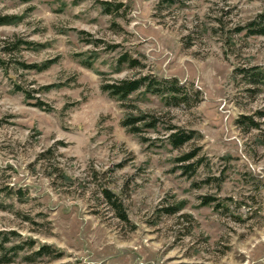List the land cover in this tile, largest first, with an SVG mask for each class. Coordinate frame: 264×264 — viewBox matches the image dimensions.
I'll list each match as a JSON object with an SVG mask.
<instances>
[{
	"label": "rangeland",
	"instance_id": "rangeland-1",
	"mask_svg": "<svg viewBox=\"0 0 264 264\" xmlns=\"http://www.w3.org/2000/svg\"><path fill=\"white\" fill-rule=\"evenodd\" d=\"M102 1L0 0L19 18L0 25V256L264 264V36L247 28L264 0ZM142 77L158 93L102 89ZM140 113L155 127L134 133ZM170 127L194 135L174 149Z\"/></svg>",
	"mask_w": 264,
	"mask_h": 264
},
{
	"label": "trees",
	"instance_id": "trees-1",
	"mask_svg": "<svg viewBox=\"0 0 264 264\" xmlns=\"http://www.w3.org/2000/svg\"><path fill=\"white\" fill-rule=\"evenodd\" d=\"M103 4V7L106 11V13H112V11H118L121 7V1L120 0H104L101 2ZM19 21L18 17L15 16H2L0 17V25H9V24H16ZM248 28V34L252 35V36H264V13L258 15L252 22H250L247 25ZM121 61L124 62H128L129 63V67H136L138 64L136 61L134 60H130L128 58L127 55H123L121 57ZM85 64V62H84ZM49 65H44L42 68L40 66L37 65H27V66H23L26 68H32V69H36V70H41V69H45L46 67H48ZM87 67H90L89 64H86ZM255 76V75H253ZM145 81L147 84H145ZM148 81V82H147ZM154 81L153 80H148V78L146 77H142L139 79H126V80H122L119 82H114V83H110V84H105L102 86V89L106 92H108L112 97H115L119 100H126L131 94H133L134 92H136L137 90L140 89V87L142 85H145L146 90L151 91L152 93H158V89L155 88L156 85L153 84ZM167 85V84H166ZM45 87V88H49ZM168 87V86H167ZM165 86V89L167 90V92H173L176 93L177 91H179L177 88H175V83L171 84L169 88H167ZM152 88V90H150ZM164 89V88H163ZM171 89V90H169ZM173 101H175V96H172ZM182 101V100H181ZM42 103L38 102L36 104V106L38 107H42ZM147 121V122H144ZM139 122H144V126L150 127V128H154L155 127V123H156V119L148 114L145 113H140L138 116L135 117H129L125 122L124 125L128 126L130 125L132 128V132L137 133L138 131H140V128L138 126H134L136 123ZM255 125V124H253ZM194 135L193 131H183V130H177L174 127H170L169 128V134L167 136V142L169 143V145L174 148H180L183 145H185L187 142H189L192 137ZM196 155V152L193 151L189 154L184 155L183 157L179 158V161L184 162V161H189L191 159H193ZM189 168V166H185V169ZM102 195L104 196V198L106 199V201L112 205V207L116 210L118 217L121 220H126V216L123 212L122 209V205L115 199V197L113 196L112 193H110L107 190H103L102 191ZM212 199L210 198H205L204 199V203L207 204L209 202H211ZM181 206L177 207L173 212L177 211L180 209ZM1 233H0V250H3V242L5 241V239H1ZM46 250L45 248H41V250H39L36 253V256H42L45 255ZM10 258H5V256H0V264H8L10 263Z\"/></svg>",
	"mask_w": 264,
	"mask_h": 264
}]
</instances>
